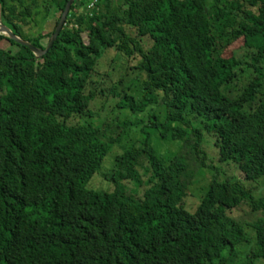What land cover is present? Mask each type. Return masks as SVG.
Returning a JSON list of instances; mask_svg holds the SVG:
<instances>
[{"label": "trees", "instance_id": "obj_1", "mask_svg": "<svg viewBox=\"0 0 264 264\" xmlns=\"http://www.w3.org/2000/svg\"><path fill=\"white\" fill-rule=\"evenodd\" d=\"M68 1L0 0V22L45 50ZM112 5L74 0L41 58L0 34V264L264 261V197L246 185L264 178V0ZM240 39L245 56L222 57ZM110 50L140 57L134 84L119 80L113 91L130 115L116 123L117 137L90 111L104 92L93 77ZM243 66L254 75L239 86ZM121 135L129 142L100 191L90 181ZM206 139L243 178L214 172L188 211L195 176L214 168ZM243 204L247 219L229 216ZM244 227L253 240L242 254Z\"/></svg>", "mask_w": 264, "mask_h": 264}, {"label": "rangeland", "instance_id": "obj_2", "mask_svg": "<svg viewBox=\"0 0 264 264\" xmlns=\"http://www.w3.org/2000/svg\"><path fill=\"white\" fill-rule=\"evenodd\" d=\"M119 0H113L112 7L117 9L118 8ZM62 14V13H61ZM62 15H60L61 18ZM59 18L54 19L53 21L46 24V30L52 31L56 27V22ZM60 21V20H59ZM40 24V22H39ZM38 24V25H39ZM40 26V25H39ZM34 32V31H32ZM50 39H48L49 41ZM48 41H43L44 44H47ZM49 43V42H48ZM6 48L15 51L14 46H6ZM244 41L240 39L228 47L222 53V57L230 58L232 56H238L240 58L244 57ZM101 70L100 75L93 77L95 81V85L99 86L104 92L102 95L98 96V98L92 103L90 111L93 114L91 120H94L99 127L107 128L108 132L113 129L114 136L117 137L118 135V128L116 127V123L122 122L124 119L130 120V115L128 112L120 111L117 108V104L120 102V97H116L113 95V91L119 88V80H122V87L128 86L130 84H134L133 80L136 76V71L134 68L139 64L140 57L136 56L134 58H127L123 55L117 54L113 50H110L106 53V55L101 59ZM245 72L242 74V81L239 83V86H243L248 80L253 77V71L246 68ZM106 79L104 82L103 79ZM144 78V74L140 76V79ZM137 84V83H136ZM83 119H76L72 122V124H81L83 123ZM120 130V129H119ZM129 137V136H128ZM128 137L121 135L120 142L116 143L114 149H112L105 157L103 166L101 170H99L92 180L90 181V186H94L100 191H106L110 189L111 183H109V177L113 175V166L115 163L114 156L116 153L122 151L123 146L129 142ZM130 139L134 138V129L131 131ZM208 138V137H207ZM204 149L207 151L208 160L206 162L207 166L214 167L211 169L212 171H208L209 169L204 168L203 171V178L200 179V176H195V184L192 185L191 189L188 190V194L182 202V206L188 210L192 211L198 201L200 200L201 196L206 191V187L208 182L206 183V179H208L214 172H217L218 176L221 178L223 176H235L237 178H243V173L234 165V164H226L221 163L218 160V150L214 147V142L210 139H206L203 144ZM171 152V151H170ZM168 153V151L166 152ZM200 171H196L195 174L199 173ZM235 179V178H234ZM246 185L251 190L252 194L255 198H263L264 197V178L259 180L256 183L246 182ZM89 186V187H90ZM247 205L243 204L240 207H235L229 211V216H233V218H245L247 219L248 216L246 213L249 211ZM245 233L249 237V241L253 240L252 233L249 232L248 227H244ZM250 242L244 244L243 247L240 248V252L243 254L244 251L248 249ZM241 259V257H239ZM243 264V263H242ZM257 264H264V261H261Z\"/></svg>", "mask_w": 264, "mask_h": 264}, {"label": "water", "instance_id": "obj_3", "mask_svg": "<svg viewBox=\"0 0 264 264\" xmlns=\"http://www.w3.org/2000/svg\"><path fill=\"white\" fill-rule=\"evenodd\" d=\"M74 0H69L63 13L62 16L60 18L59 24L55 30V32L53 33V35L51 36L48 46L45 50H39L35 47H33L32 45H30L28 42L20 39L19 37L15 36L12 32H10V30L8 28H6V26L0 22V34L4 35L5 37L9 38L10 40L15 41L16 43L25 46L27 48H29L31 50V52H33V54L37 57V58H41L43 55L47 54L48 51L52 48L56 38L58 37L60 31L62 30V28L65 25L66 19H67V15L69 13L70 7L72 5Z\"/></svg>", "mask_w": 264, "mask_h": 264}]
</instances>
